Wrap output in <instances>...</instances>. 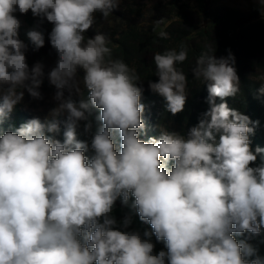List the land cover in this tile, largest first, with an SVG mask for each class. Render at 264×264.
<instances>
[{"label":"clouds","instance_id":"9594fccd","mask_svg":"<svg viewBox=\"0 0 264 264\" xmlns=\"http://www.w3.org/2000/svg\"><path fill=\"white\" fill-rule=\"evenodd\" d=\"M121 2L0 0V264H264L256 248L236 239L264 229V147L252 148L259 120L227 102L241 91L235 55L227 49L217 58L209 45L196 58L191 73L206 87L208 108L186 135L158 126V136L141 139L140 75L112 58L108 34L86 36L97 13L108 20ZM253 2L264 19V0ZM29 11L39 18L26 32L33 51L45 45L41 24L53 25L48 39L57 59L47 73L42 62L29 66V45L19 37L14 14ZM187 59L183 44L153 55L158 79L148 88L173 116L188 99V74L178 67ZM45 77L56 106L43 121L5 130L25 91L43 99ZM256 79L259 99L264 74ZM85 89L87 99L73 98ZM81 122L90 139L78 138ZM118 200L129 209L120 221ZM134 213L151 232L127 230ZM153 234L167 251L154 252Z\"/></svg>","mask_w":264,"mask_h":264},{"label":"rangeland","instance_id":"374dc122","mask_svg":"<svg viewBox=\"0 0 264 264\" xmlns=\"http://www.w3.org/2000/svg\"><path fill=\"white\" fill-rule=\"evenodd\" d=\"M256 8L257 5L253 0H122L119 7L112 11L108 20H103L97 13L96 24L86 33V36L94 37L97 31L108 34L111 41L108 46L112 48V58L121 59L129 67L137 70L143 81L144 91H150L149 80L158 79L155 76L153 55L165 49L178 50L181 44L198 52L207 51L209 45L213 50L216 49L215 52L226 48L234 49L237 53V64L249 67L246 73L251 79L257 80L256 77L264 74V19H261ZM14 15L21 21L19 37L29 45L26 52L29 66L38 61L42 62L47 73L57 59L48 39L51 29L41 26L45 35V45L33 51L26 32L33 27L32 20L35 19L38 22L39 18L33 17L30 11L26 15H21L19 12ZM162 17L164 24L155 25L154 21ZM160 31L168 32L169 38H159ZM187 33L190 35L186 36ZM117 34L119 39H115ZM140 63L143 67H139ZM79 75L83 76V70H80ZM39 90L43 96L42 100H34L25 91L23 101L16 105L10 118L4 123L9 124L17 118H21L24 122L31 118H40L43 121L49 110L56 106V102L52 99L55 89L49 85L45 77ZM87 97L88 92L85 89L83 97L74 96L73 98L78 101ZM93 113L99 115V110H94ZM60 119L63 120L64 117ZM143 119L146 130L141 135V139L144 140L158 136V126L182 135H186L188 129L192 127L189 122L181 121L174 116L165 115L160 120L149 118L146 109ZM77 131L79 139H90L83 134V122ZM62 132L63 126L61 135L57 138L62 139ZM88 154L91 155V153ZM124 214L123 210L115 207L113 215L118 221L122 220ZM127 230H138V228L133 222ZM236 239L247 240L257 249V255L264 259V240L261 237L244 233ZM154 252L159 251L154 249Z\"/></svg>","mask_w":264,"mask_h":264},{"label":"trees","instance_id":"16d2710c","mask_svg":"<svg viewBox=\"0 0 264 264\" xmlns=\"http://www.w3.org/2000/svg\"><path fill=\"white\" fill-rule=\"evenodd\" d=\"M36 23L37 21L33 19L32 26H34ZM41 26L49 29H52L53 27V25L46 20L42 23ZM185 35H190V33H187ZM227 49L229 48L215 52L216 57L219 58L220 56H226ZM231 51L237 59V53H235V50L231 49ZM200 54L201 52L188 49V59L183 64L178 65L179 68H182L183 71L188 74V99L186 101L184 111L178 113L174 117L180 119L181 121L189 122L191 126H195L198 123L200 113L204 112L208 108V104L205 102V99L207 97L206 87L200 81L193 79L191 73V68L195 66V60ZM140 66L143 67L142 63L139 64V67ZM248 68L249 67H244L237 64L241 91L237 95V97L227 98V102L230 107L237 109L245 115H248L253 121L259 120V126L256 128L255 135L251 137L252 148L254 150L256 146L264 147V97H260L259 99L254 98L256 89L259 88V83H261V81L251 79L246 73V70ZM141 102L145 104L147 117L149 118L153 117L155 120H160L165 115L173 116L171 113L165 111V101L163 100V98L157 94L152 93L151 91L143 92ZM217 102H220L219 99L217 100ZM95 116L97 115L93 113V116L91 118L93 120L94 130L96 127ZM22 123L25 122L21 118H17L9 124L4 123L3 127L5 130H8L10 125L15 128L19 127ZM257 162L259 163V158ZM116 206L118 209L123 210L125 213L129 211L128 208L121 206L119 200L117 201ZM133 222L135 223L141 235H143V232L145 230L149 232L152 231L149 224L141 222L139 220L138 214H133ZM262 234L264 233L261 232V234L256 236L261 237L262 240H264V235L262 236ZM151 240L155 244V250L167 251L163 242L156 241L154 234L152 235Z\"/></svg>","mask_w":264,"mask_h":264}]
</instances>
